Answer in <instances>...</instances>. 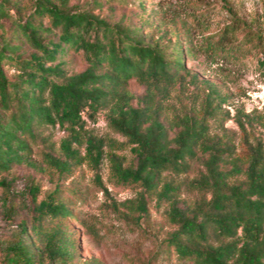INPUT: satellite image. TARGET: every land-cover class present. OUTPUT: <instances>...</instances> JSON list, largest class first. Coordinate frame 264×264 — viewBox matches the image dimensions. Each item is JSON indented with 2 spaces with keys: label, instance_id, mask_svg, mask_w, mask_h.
I'll use <instances>...</instances> for the list:
<instances>
[{
  "label": "trees",
  "instance_id": "trees-1",
  "mask_svg": "<svg viewBox=\"0 0 264 264\" xmlns=\"http://www.w3.org/2000/svg\"><path fill=\"white\" fill-rule=\"evenodd\" d=\"M69 49L86 63L71 74L58 60ZM258 64L264 71V47ZM5 66L15 71L11 79ZM185 76L196 82L183 65L176 39L163 44L137 26L93 13L88 4L0 0V172L19 163L38 166L28 153L42 125H57L66 135L59 140V155L44 151L41 164L61 177L83 159L96 168L104 141L85 127L83 114L93 120L95 112L104 110L107 126L125 138L132 155L123 164L121 156L108 151L109 174L119 183L141 187L136 199L140 211H145L144 191L168 201L174 229L166 247L194 264H264L262 144L245 141L241 156L228 135L210 130L207 119L218 118L221 96L208 82L200 115L186 111L165 124L161 115L167 87ZM130 79L143 84V93L134 95L126 88ZM233 120L243 133L252 121L248 114ZM73 143L84 145L83 155ZM200 155L202 170L188 184L207 197L181 206L177 186L162 180L161 173H184ZM238 175L243 178L237 180ZM0 187L5 204L13 182L1 177ZM24 188L30 202L21 208L25 217L0 238V264H71V242L62 223L69 210L58 186L40 199L37 186ZM17 207L10 200L3 213L19 212Z\"/></svg>",
  "mask_w": 264,
  "mask_h": 264
},
{
  "label": "rangeland",
  "instance_id": "rangeland-1",
  "mask_svg": "<svg viewBox=\"0 0 264 264\" xmlns=\"http://www.w3.org/2000/svg\"><path fill=\"white\" fill-rule=\"evenodd\" d=\"M24 1L20 0L22 4ZM68 1L88 4L101 17L137 26L140 32L158 37L163 44L178 40L183 65L196 75V82L187 81L185 76L181 82L174 81L167 87L161 115L165 124L186 111L200 115L207 93L204 82H208L221 96L218 118L207 119L210 130L228 135L238 155L245 154V141L253 143L254 139L261 142L264 152V71L258 64L264 47V0H96L100 6L91 0ZM226 29L231 31L221 34ZM58 60L63 62L62 68L67 74L86 66L81 54L70 49ZM4 71L8 78L14 76L13 68L5 66ZM126 88L140 95L144 86L130 79ZM242 114L252 119L245 133L233 120V116ZM83 116L85 127L104 141L98 166L94 168L83 159L65 177L45 167L41 164V153L50 151L58 156V143L66 132L57 125L39 126L38 140L28 153L29 159L38 166L19 163L0 172V178L13 182L8 201L4 204L0 199V238L7 237L13 225L25 217L21 208L30 202L25 193L26 184L38 187L37 199L58 186V196L69 210L62 223L71 242V264H194L178 258L165 245L166 237L174 229L167 216L168 201L144 191L145 211H140L136 199L141 187L119 183L110 176L105 157L108 151L121 156L123 164L129 163L132 155L125 138L107 126L105 111L95 112L93 120ZM73 146L84 154L83 144L73 143ZM202 158L200 155L190 161V168L184 173H161L162 180L177 186L175 198L181 206H191L201 196L207 197L188 184L202 170ZM10 200L21 210L5 215L3 211Z\"/></svg>",
  "mask_w": 264,
  "mask_h": 264
}]
</instances>
